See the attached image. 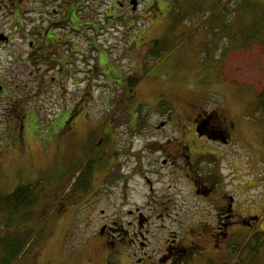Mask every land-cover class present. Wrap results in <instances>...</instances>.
<instances>
[{
	"label": "flooded vegetation",
	"instance_id": "1",
	"mask_svg": "<svg viewBox=\"0 0 264 264\" xmlns=\"http://www.w3.org/2000/svg\"><path fill=\"white\" fill-rule=\"evenodd\" d=\"M22 3L28 7L22 18L28 54L20 57L28 75L31 71L26 68L36 64L41 83L38 88L26 82L16 84L8 91L0 84V93H7L9 103L4 119L23 124L30 101H40L50 86L56 85L58 93L64 83L78 89L86 85L81 92L84 118L79 113L82 104L76 103L54 122L61 124L60 137L70 135L72 151L69 155V146L63 147L68 155L56 167L53 190L63 186L62 177L69 173L67 188L73 191L69 209L80 212L79 219L71 218L72 225L81 226L82 235L97 243L87 264H237L244 259L255 239L264 238V195L253 205L238 203L243 199L238 198L239 170L231 147L237 145L236 139L240 147H251V143L224 108H209L204 101L194 100L181 104L183 108L176 112L169 95H163L154 101V108H146L144 116L129 119L123 132L122 125L109 116L87 114L94 75L105 74L104 54L98 52V67L93 69L88 53L78 48L79 43H88L90 53L94 51V39L84 31L115 29L119 33L123 28L133 42L132 31L140 21L134 15L143 1ZM150 7L143 8L149 27L155 13ZM77 75L82 78L72 83ZM48 76L50 85L44 82ZM149 113L158 117L151 125L146 119ZM257 146L263 154L261 140ZM135 195L143 201L135 202ZM46 205L41 199L40 207Z\"/></svg>",
	"mask_w": 264,
	"mask_h": 264
},
{
	"label": "rangeland",
	"instance_id": "2",
	"mask_svg": "<svg viewBox=\"0 0 264 264\" xmlns=\"http://www.w3.org/2000/svg\"><path fill=\"white\" fill-rule=\"evenodd\" d=\"M142 1L140 11L133 14L140 20L132 31L133 42L123 28L119 33L115 29L84 31L94 39V51L90 53L88 43H79L78 48L88 53L93 69L98 67V52L104 54L102 72L105 74L94 75L95 87L90 94L89 108L86 107L87 114L97 118L109 116L122 125L119 129L123 132L129 119L142 113L144 116L146 108L163 95H169L176 112L180 111L181 104L194 100L204 101L209 108H224L240 126L239 133H244L251 143V147H240L236 139L237 145L231 147L239 170L238 198L243 199H238V203L255 204L258 196L264 195V153L257 150L260 140L264 147V116L255 115L256 96L264 91V54L263 45L246 46L250 45L249 37L254 35L253 23H258L257 29L264 36V0ZM147 5L155 11L149 18L151 27L148 26L151 22L143 19L148 16L143 11ZM27 8L21 0H0V36L8 38L7 44L0 40V84L5 91L10 85L26 82L29 87L38 88L41 83L36 64L26 68L31 71L28 75L24 72V59L20 57L21 53L28 54L22 28ZM224 23H228L226 28ZM156 41L160 45L152 52ZM49 78L44 80L46 85H50ZM80 78V75L73 77L72 83ZM156 81L160 84H155ZM84 86L78 85V89L69 82L64 83L58 93L54 92L56 85L50 86L42 92L40 101H30L31 110L23 124L4 119L9 103L7 93H0V193H13L20 186L39 185L40 203L42 199L49 207L48 217L37 223L35 238L27 246L29 254L16 264H87L97 247L95 238L83 236L82 227L72 225L71 218L79 219L80 212L69 209L73 197V191L67 188L70 174L62 177V187L53 190L56 181L53 176L59 170L56 167L67 154L63 147L69 146V155L72 151L70 135L65 137L63 133L60 137L61 124L54 122L76 103L82 104L79 113L84 118L85 104L81 102ZM147 115L148 124L158 121L157 115ZM179 120L182 122L185 118ZM116 191L115 199L119 196V190ZM134 199L137 203L143 201L137 195ZM46 206L38 205L35 209L42 212ZM6 219L7 215L0 213V236ZM260 252L264 254V250Z\"/></svg>",
	"mask_w": 264,
	"mask_h": 264
},
{
	"label": "trees",
	"instance_id": "3",
	"mask_svg": "<svg viewBox=\"0 0 264 264\" xmlns=\"http://www.w3.org/2000/svg\"><path fill=\"white\" fill-rule=\"evenodd\" d=\"M231 10L235 12L234 8ZM227 24L224 23L223 27L226 28ZM257 27L258 23L257 25L256 23L252 24L254 35L249 37L250 45L246 47H253L256 46L255 43H258L263 45L264 54V36L260 32L261 29H257ZM159 45L160 42H154L152 52ZM255 108V115L264 116V91L256 96ZM39 193H41L39 185L20 186L13 193H0V213L4 212L7 215V219L1 227L4 232L0 236V264H16L19 260L22 262L26 257L25 255L29 254L30 250L27 246L35 238L37 223L42 221V218L45 220L49 214L47 206L42 212L35 209L40 205ZM19 212L23 213L22 216L19 215ZM261 250H264V238L259 237L255 239L254 247L248 249L245 258L240 259L237 264H264V254L260 252ZM259 253L262 254V257H258Z\"/></svg>",
	"mask_w": 264,
	"mask_h": 264
},
{
	"label": "water",
	"instance_id": "4",
	"mask_svg": "<svg viewBox=\"0 0 264 264\" xmlns=\"http://www.w3.org/2000/svg\"><path fill=\"white\" fill-rule=\"evenodd\" d=\"M5 39H6V38H2V37L0 36V40H1V41H5ZM0 89H1V86H0Z\"/></svg>",
	"mask_w": 264,
	"mask_h": 264
},
{
	"label": "bare ground",
	"instance_id": "5",
	"mask_svg": "<svg viewBox=\"0 0 264 264\" xmlns=\"http://www.w3.org/2000/svg\"><path fill=\"white\" fill-rule=\"evenodd\" d=\"M247 185V184H246ZM261 235V234H260ZM240 247V246H239ZM244 256V255H243Z\"/></svg>",
	"mask_w": 264,
	"mask_h": 264
}]
</instances>
